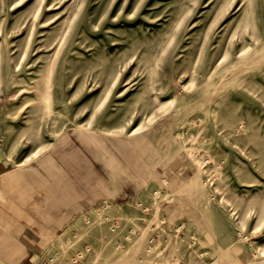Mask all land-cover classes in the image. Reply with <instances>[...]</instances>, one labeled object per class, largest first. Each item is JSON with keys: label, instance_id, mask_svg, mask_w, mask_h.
Segmentation results:
<instances>
[{"label": "rangeland", "instance_id": "obj_1", "mask_svg": "<svg viewBox=\"0 0 264 264\" xmlns=\"http://www.w3.org/2000/svg\"><path fill=\"white\" fill-rule=\"evenodd\" d=\"M0 264H264V0H0Z\"/></svg>", "mask_w": 264, "mask_h": 264}, {"label": "crops", "instance_id": "obj_2", "mask_svg": "<svg viewBox=\"0 0 264 264\" xmlns=\"http://www.w3.org/2000/svg\"><path fill=\"white\" fill-rule=\"evenodd\" d=\"M51 156H48L46 158V161L43 165L38 164L33 166L32 168H29L28 170L24 171L23 174L21 175V179L18 180V182H16V185L18 187V190L15 192L14 194V200L16 199L19 203L24 200H28L31 199V204H34L33 207H36V209H33L32 212H34V214L40 216V220L42 221H55V228L56 227H62V224L64 221L68 220L72 217H76L77 215H82L85 212L91 210V208H94V202L92 201H88V203H76L75 206L73 207H66V208H62V209H57L58 207L55 206L56 205V200L54 201H50L53 202V204H51L50 202H47L49 200H47L48 198L52 199L51 197L55 195V198L59 195H62V192L59 191V189H57L55 191V193H51L52 191L48 192L46 191L45 194L43 196H45V200L43 197L40 198V192L35 188L37 185L38 186H42V184H45L46 181L43 179V173L41 172V169H45L47 172L48 170H50V168L52 170H55L57 165L52 163H49V159H51ZM62 164L63 165H69L68 163L73 161L72 158L67 157V155L65 154L64 156L60 157ZM72 165V164H70ZM32 177V179L28 178V176ZM27 176V177H26ZM56 181H57V176L53 177ZM26 179V181H25ZM15 183V182H14ZM13 183V184H14ZM53 187V186H51ZM50 187V188H51ZM72 194H75L74 192H71ZM57 195V196H56ZM29 201V200H28ZM102 202H105L106 200L103 199L101 200ZM22 203H26V202H22ZM38 205V206H36ZM8 211H6V221L7 219H10L11 222H14L15 220V216H13L12 214H14V205L11 206V208L9 207V209H7ZM55 211H59V213L57 214V217H54ZM12 213V214H10ZM42 213V214H41ZM64 220V221H63ZM46 222V223H47ZM14 225V224H13ZM13 235V234H12ZM14 236V235H13ZM24 245H26L29 250L32 249V247H34L36 244H31V242H23ZM29 245V246H28ZM31 246V247H30ZM7 259L13 260L16 258L14 255H7ZM9 260H7L9 262Z\"/></svg>", "mask_w": 264, "mask_h": 264}]
</instances>
